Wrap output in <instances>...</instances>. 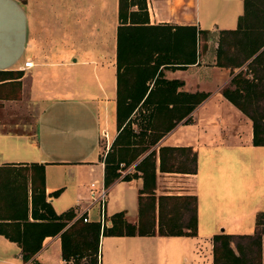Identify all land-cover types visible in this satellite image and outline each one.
I'll list each match as a JSON object with an SVG mask.
<instances>
[{"label":"crops","instance_id":"0c3cea01","mask_svg":"<svg viewBox=\"0 0 264 264\" xmlns=\"http://www.w3.org/2000/svg\"><path fill=\"white\" fill-rule=\"evenodd\" d=\"M146 4L151 24L195 25L211 32L209 39L199 38L196 62L163 68L164 77L182 81L178 90L207 92V97L189 120L187 116L177 123L138 159L157 150V198L196 196L198 230L160 234L157 208L155 234L103 235L100 264H177L182 256L189 264H214V236L254 233L257 213L264 210V187L257 202L253 197L259 193L254 190L259 178L244 176L242 187L238 170L230 165L241 148L253 159L264 155L259 152L264 145L253 141V119L223 93L225 86H235L233 76L246 69L248 61L241 66L217 62L221 30L237 28L245 0ZM119 23V0H0V223L21 221L10 217L26 214L31 221L44 220L40 165L45 166V197L58 214L86 206L91 181L105 180L104 158L119 132ZM140 110L150 111L139 107L133 118ZM162 145L190 147L196 153V169L161 170ZM138 161L126 173H136ZM140 174L108 185L109 216L123 210L129 221L139 222ZM34 257L45 264L71 263L62 255L60 233L47 235ZM0 264L34 263L24 260L18 241L0 232Z\"/></svg>","mask_w":264,"mask_h":264},{"label":"trees","instance_id":"16d2710c","mask_svg":"<svg viewBox=\"0 0 264 264\" xmlns=\"http://www.w3.org/2000/svg\"><path fill=\"white\" fill-rule=\"evenodd\" d=\"M117 68L118 96L117 122L119 132L109 148L105 161V183L110 185L118 178L131 179L141 172L144 178L140 188V218L138 223L129 221L125 211L110 216L111 225L100 221L74 220L76 211L58 214L45 197V166L39 167L40 205L44 220L31 221L12 215L10 223H0V232L18 241L23 248L25 261L45 264L34 257L47 235L60 233L62 255L70 264H100V241L103 235L155 234L157 208L160 234H196L198 230L197 198L194 195L155 194L156 155L152 149L142 159L139 157L155 145L161 137L184 118L189 120L195 106L205 99L207 92L178 90L182 81L164 77V67H182L197 61L199 38L209 39L211 32L187 24H151L146 0H119ZM217 62L222 65L241 66L231 85L223 93L253 119L254 144L264 145V114L257 115L255 108L264 96V7L256 0H245V11L235 29L221 30L217 47ZM258 105V104H257ZM139 107L150 109L148 124L142 129H157L151 138L146 132L133 128V113ZM177 150L189 151L196 169V153L190 147L162 145L160 169H180L174 162ZM173 159V160H171ZM135 164L136 173L122 170ZM56 190L54 193H59ZM193 198L186 203L181 221L164 216V203L169 199ZM172 207L171 209H173ZM171 211V210H170ZM190 212L187 218L186 212ZM35 212V211H34ZM36 214V212H35ZM24 219V220H23ZM264 210L257 213L256 230L250 234L220 232L214 236V264H262V235Z\"/></svg>","mask_w":264,"mask_h":264},{"label":"rangeland","instance_id":"374dc122","mask_svg":"<svg viewBox=\"0 0 264 264\" xmlns=\"http://www.w3.org/2000/svg\"><path fill=\"white\" fill-rule=\"evenodd\" d=\"M261 6L264 7V0H256ZM204 43V41L201 40V47H202V44ZM262 101V102H260ZM258 104V105H257ZM256 105L252 106L253 108H255L254 110H256V114L257 115H260V114H264V96L259 100V102L257 103ZM150 112V111H149ZM149 112L146 111H142L140 110L139 113L137 114V117H139L140 119V122L136 124H133V128H138L140 130L141 128V125H144V127L146 126V124H148V118H149ZM137 117H134L133 119L134 120H137ZM146 119V120H145ZM146 130V129H144ZM148 134L150 133L149 131H146ZM157 132V131H156ZM156 132H151L149 134V137L147 136L146 138H151L153 136L154 133ZM107 141L105 139H103V144L106 145ZM239 150V158L236 160L235 158H233V163L231 161L230 165L232 167H234L235 169H237V173L239 175V184L244 187L243 185V181L244 179H246L244 176H255L256 178H259V181L256 183L255 185V192H259L258 190L261 189V187H264L263 184L264 182L261 184L262 186H260V183L263 181V178H264V155L262 154L261 155V159H253L251 157H249V155L247 154L248 153V149H238ZM259 152H264V148L262 149H259ZM174 162H176V165L178 168L182 169V168H189V169H192L193 167V161L190 159L189 156H191V154L189 153V151H182V150H178L174 153ZM173 160V159H171ZM131 166H128L126 168H130ZM125 168V170H126ZM259 193H254L253 192V197H255V200L254 202H257L259 200ZM109 196V195H108ZM264 202V200H263ZM186 203H192L194 204V199L193 198H186V199H182V198H179V199H169V200H166L165 203H164V216L165 218H168L169 213L168 212H174L175 214V217L178 219V220H185V218H182L183 217V214L185 211V204ZM187 205V204H186ZM172 207H174L173 209H171ZM171 210V211H170ZM108 213H110V210L108 209L107 210ZM190 212H186V216L187 218L189 217L190 215ZM90 215L93 217V218H99L100 216V213H99V207L98 205L94 206L92 209H91V212H90ZM157 247L159 248H167V246L165 244H159L157 245ZM106 259H104V263H105ZM167 264V262L165 263ZM177 264H189V262H186L184 260V256L182 257H179L178 260H177Z\"/></svg>","mask_w":264,"mask_h":264},{"label":"built area","instance_id":"2783aa9c","mask_svg":"<svg viewBox=\"0 0 264 264\" xmlns=\"http://www.w3.org/2000/svg\"><path fill=\"white\" fill-rule=\"evenodd\" d=\"M32 64L31 60L26 61V65L30 66ZM126 170H122V176L126 173ZM109 195V186L105 183V180H92L91 181V187H90V201L88 204L84 207H78L76 208V215L74 217V220L82 217L84 221H91V209L98 205L99 207V213L100 216L98 218V221L101 222L102 226L105 225H111L112 220L110 216L107 213V200Z\"/></svg>","mask_w":264,"mask_h":264}]
</instances>
